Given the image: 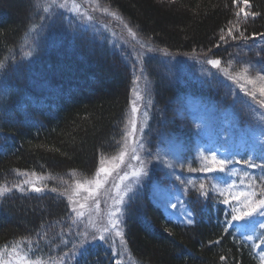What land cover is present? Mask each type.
Masks as SVG:
<instances>
[{
    "label": "trees",
    "instance_id": "1",
    "mask_svg": "<svg viewBox=\"0 0 264 264\" xmlns=\"http://www.w3.org/2000/svg\"><path fill=\"white\" fill-rule=\"evenodd\" d=\"M99 1L123 17L141 40L160 49L146 51L149 57L143 72L125 62L122 48H117L119 54L84 37L70 36L64 27L63 31L44 28L47 21L40 19L39 0H0V60L5 61L0 79L5 81V91H11L4 105L10 115L0 121V185L11 187L31 179L44 188L37 193L24 185L23 192L13 189L0 196V252L5 257L19 241L22 254L32 260L49 261L68 252L64 264H113L104 242L78 247L72 256L73 244L81 243L77 233L83 230L72 223L67 197L49 189L71 192L68 187L75 180L95 176L101 158L106 162L118 156L137 84L140 91L144 88L140 101L145 106L136 105L139 112L148 113L143 134L150 153L162 138L180 141L188 153L193 127L184 101L190 98L203 99L223 111L229 106L241 126L251 122L249 101L228 104L231 84L219 80L217 68L205 61L264 62V36L259 35L264 33V0H248L247 5L244 0ZM241 8L260 15L237 17ZM233 23L249 39L228 36ZM33 25L37 27L29 31ZM40 29H47L44 45L37 39ZM222 34L224 41L219 39ZM29 51L32 55L25 57ZM173 56H187L190 61L169 63L166 58ZM30 101L46 107L32 108ZM147 173V182L123 206L129 264H257L249 248L233 235L239 221L224 231L231 218L216 203V195L201 198L200 204H193L195 197L188 195L195 223L179 225L168 221L152 200L150 185L166 184L163 173L154 167ZM260 234L257 228L254 243H259Z\"/></svg>",
    "mask_w": 264,
    "mask_h": 264
},
{
    "label": "rangeland",
    "instance_id": "2",
    "mask_svg": "<svg viewBox=\"0 0 264 264\" xmlns=\"http://www.w3.org/2000/svg\"><path fill=\"white\" fill-rule=\"evenodd\" d=\"M77 2L83 3V0H77ZM39 3H43V0H39ZM84 7H88V5L85 4ZM53 12H63V16L53 15L50 19L46 18L45 21L47 22L44 25V28H59L61 31H63L62 27H64L67 31H69L68 33L70 36H78L81 38L84 37L92 42L99 44L100 46L103 45L116 52H118L117 48H122L125 52L121 55L124 57L127 64H129L131 67L134 66L135 68L140 66L142 69L143 67H145V61L149 57L147 52L144 50H140L138 45H136V49L134 50L133 45L135 44V41H131L130 37H128L127 35L126 30H123L122 25L119 23V21L115 20L111 16L101 12H93L92 15L95 17V19L93 21H88L86 19H81L78 15H75L74 13L67 10L54 9ZM46 15L47 14L45 13L42 14V16ZM105 25H107V28H105ZM42 30L44 29L39 30L37 39H39V42L44 45L46 42H48V36L44 35L46 34L45 32H47V29H45L44 31ZM113 33H115V35H113ZM36 45L38 46L39 43H36ZM137 50L142 52V62L137 61ZM166 59L169 63L174 64H180L190 61V58H188L187 56H173L169 58L167 57ZM166 59L164 57L162 59H158L157 61L158 63H160L164 62V60ZM229 61L231 60L222 62L221 68L216 70V72L219 74L218 79L226 80L227 84H231L233 88L231 90L232 95L228 97V104L232 103L234 105L246 99L249 101L252 109L250 114L251 122L242 126L250 127L241 128L242 126L240 125V121H238L240 119L239 116L235 115L229 109V106H226V110L223 111L217 109L213 104L207 103L203 99L196 98L191 100L190 98L184 101L193 127V135L186 144V146L188 145V153H186L185 146H183L180 141L162 138L161 141L156 143V150L150 153V151L147 149L148 140L144 138L145 136L143 132H137L135 137L129 138L130 148L136 146L134 143V141L136 140H139L140 143L146 146V148L143 147V149H137V154L140 156L141 160L144 161L146 171L148 172L151 167H154L157 170H161V172L163 173V177H165L166 179V184L161 185L152 183L150 185L152 200L155 205L163 211L168 221L177 223L179 225H188L186 223H183L182 221L185 219V212L190 210L187 205L188 197L182 195V189L184 185H182L180 181L176 179V177H180L181 180H194L196 182L204 181L206 186H210V184H219L223 186L235 181L237 190H241L244 186L240 185L239 175L232 174V170L235 169L237 173L246 171L249 172L252 176L256 177L259 190V177H261V175H264L259 169H250L243 164H230L226 168L225 172L215 171L205 173L200 171H188L189 165L197 169L202 166L203 161L201 159V153L208 155L210 152H215L217 157L220 159H230L232 157H235L236 160H241L252 158L257 164L264 162L261 159L257 158L261 155L262 149H264V120L261 119V113H264V108H261L259 104L252 102L251 99L245 96L244 93L240 90L238 84L234 83L231 80H228L223 75V69L227 67ZM239 64L233 62L230 71L235 73L243 65L248 63ZM250 64L254 66L253 74L256 69H259L262 66V63L260 62ZM161 75L163 77L167 76L165 75V73H161ZM241 83H243V81H241ZM247 87L251 88V85H247ZM147 88L148 85L146 83V89ZM5 89V81L0 79V121H5V119L10 115V111L7 107H4V105L11 91H5ZM135 89L139 91L140 95H144L143 86L141 91L138 84L136 85ZM51 99L54 100V98H50L48 100ZM30 100L33 101L32 99ZM31 101L29 104L32 108L42 110L46 107L45 105H41L37 102ZM136 103H140L143 107L145 106V104L141 103L140 100H136ZM142 116L143 113L141 111H138L135 118L137 121V128L139 129L143 127L144 130V125L146 123H144V118ZM131 118L132 113L128 116V121ZM1 140L2 137H0V141ZM1 145H3V142ZM0 153H3V148L1 146ZM131 157L132 152L129 150L128 154L124 157V162L120 165V168L117 169V172L123 174L124 171H131L132 168H137L140 166V161L132 159ZM112 163V158L108 159L106 160L104 167L111 168ZM169 164H171L172 167H168ZM129 165H131V167H129ZM181 165H183V167H181ZM94 177L95 176L90 178L89 181L94 179ZM147 178L148 173L147 176L140 177L139 183L132 184V192L129 193V196L132 197V199L135 197L134 195L136 188L146 183L148 180ZM115 179L116 172H113V175L109 177L108 183L105 184L104 188L100 190V195L98 198L100 200L99 207L102 214L107 211L108 207L112 203V196H114L115 193L112 190L111 186ZM132 179L133 178L130 177L129 180L126 181V183H131ZM81 181L83 182L85 180ZM69 186L70 187L68 188L71 190V187L73 188L74 186V182ZM191 191L192 190L190 189V192ZM213 194L217 197L216 193ZM85 196H88V193L81 191L79 197L75 198L81 199ZM177 197L179 198V200L183 201V203H177ZM222 199L223 197H217L216 203H220V205L223 206L226 214L231 218V206L225 205L220 202ZM127 200L128 199L126 198V201ZM81 202H83L82 199ZM88 203L91 204V200H89ZM165 203H167L169 206L165 207ZM172 203H177V207L175 209L170 206ZM73 215L75 214L73 213ZM253 217L254 219L251 220H248L251 217L246 218L245 220L248 221H246L245 224L239 223L243 221H236L240 225L238 223H235V226H233V235L238 242L243 243L247 249L249 248L250 252L254 256V259L257 261V264H260V251L261 249H264V245H261L260 249L256 248V252H254V241H248L244 239V237H246L247 235H253L255 230L257 228H260V224L264 223V217H261L259 215H255ZM76 226H78L79 230H84V225L82 223ZM261 232H264V229H261ZM79 241H81V237ZM95 242L100 241L97 240L92 242L90 240L84 245L88 246L89 244H93ZM103 244V247L105 246L109 251L113 264H115L116 260L120 257L113 255L110 243L104 242ZM115 250L117 252L122 251L119 245L118 238ZM5 256H3V253L0 252V261H13L14 264L13 256ZM123 264H129L126 253H124Z\"/></svg>",
    "mask_w": 264,
    "mask_h": 264
},
{
    "label": "snow or ice",
    "instance_id": "3",
    "mask_svg": "<svg viewBox=\"0 0 264 264\" xmlns=\"http://www.w3.org/2000/svg\"><path fill=\"white\" fill-rule=\"evenodd\" d=\"M169 2L174 3L175 0H169ZM244 3L247 5L248 0H244ZM85 4H87L88 7H84ZM37 7L43 13L47 14L46 16H41V20L46 18L50 19L53 15L63 16V12L54 13V9L67 10L75 15H78L81 19H86L88 21H93L95 19L92 15L93 12L104 13L119 21L123 30H126L131 41H135V44L133 45L134 50L136 49V45H138L140 50L160 51L159 48L153 49L147 40H141L138 33L129 27L123 17L115 11H110V9L106 6L102 7L99 0H83V3H78L77 0H43V3H39ZM241 13H243L246 19L248 17L254 18L260 15V13L254 11L248 12L241 8L239 12L236 13V16L239 17ZM36 27V25H33L29 31H34ZM105 28H107V25H105ZM234 31L239 32V35H233ZM113 35H115V33H113ZM227 35L233 40L249 39L248 36H245L244 33L240 31L238 23H233L231 27L228 28ZM253 35L255 36L256 34ZM259 35L264 36V33ZM219 39L224 41L225 35H220ZM261 51H264V49H261ZM24 55L25 57L31 56L32 52H25ZM142 59V52L137 50V61L142 62ZM205 62L213 68H221L222 61L218 58L206 59ZM232 63V61L228 62L227 67L223 69V75L228 80L238 84L240 90L245 96L249 97L252 102L257 103L261 108H264V62H261L262 66L259 69H256L254 74V66L250 63L243 65L238 71L233 73L230 71ZM4 68L5 61L0 60V69ZM141 72H143V69H141ZM136 79L139 80V77ZM241 81H243V83H241ZM247 85H251V88L247 87ZM133 91L136 99L133 101L131 108L132 118L129 120L128 130L125 132L123 137L124 146L118 156L112 157L113 163L111 168L104 167L105 160L104 158H101V166L96 170L94 179L90 181L85 180L83 182L75 180L74 187L71 192H69L68 189L60 191L56 187L49 189L51 192H59L60 195L67 197L69 203L72 205V212L75 214L72 223L76 225L82 223L84 225V230L77 233V235L81 237V243L80 245L73 244V248L70 250L72 255H75L78 247H83V245L88 243L90 240H98L100 242L110 243L113 255L120 257L116 260L115 264H123L124 253L127 252V242L125 240V233L122 227L123 206L126 204V198L132 199V197L129 196V193L132 192V184L139 183L141 176H147L144 161L141 160L140 156L137 154V149H143L144 145L140 143L139 140H136L134 141L136 146L130 148L129 138L135 137L137 132H143V127L139 129L137 128V121L135 118L136 113L139 110L136 105V100H140L142 97L137 89H134ZM143 115L146 122L148 113L144 112ZM261 119L264 120V113H261ZM129 150L132 152L131 158L140 161V166L132 168L131 171H124L123 174H120L117 172V169H119L120 165L124 162V157L128 154ZM257 158L264 161V149H262L261 155ZM201 159L203 163L199 169L193 168L189 165L188 171H200L205 173L215 171L225 172L226 168L230 164H243L250 169H259L261 173L264 174V162L257 164L252 158L241 160H236L235 157L230 159H220L217 157L215 152H210L208 155L201 153ZM129 167H131V165H129ZM168 167H172V165L169 164ZM181 167H183V165H181ZM17 172L19 173V170H17ZM113 172H116V179L113 181L111 187L115 194L112 196L111 205L108 207L107 211L102 214L99 207L100 200L98 197L100 195V190L108 183L109 177L113 175ZM19 174L24 176L28 175L27 173ZM232 174L239 175L240 185L244 186L241 190H237L235 181L223 186L219 184H210V186H206L204 181L196 182L194 180H181L180 177H176V179L184 185L182 195L188 196L191 194L195 197L192 201L193 204H200L201 198L207 200L210 193H216L217 197H223L220 202L231 206V219L226 221V226L224 228L225 232H227L232 226L233 221H241L255 215L264 217V175L259 177L260 184L258 190L257 178L252 176L249 172L241 171L240 173H237V171L233 169ZM31 175L36 176V173H32ZM130 177L133 178L132 182L126 183ZM24 185H28L29 189L33 192L39 193L44 191V188L37 187L31 179H24L22 182L13 184L11 187L0 185V196L11 192L13 189L23 192L26 190ZM44 187L46 188L47 185ZM190 189L194 191L190 192ZM81 191L88 193V196L81 198L83 202H81V199L75 198L79 197ZM89 200H91V204L88 203ZM177 203H183V201L179 200L177 197ZM177 203H172L170 206L175 209L177 207ZM164 206L168 207L169 205L165 203ZM184 215L185 219L182 221L183 223L188 225L195 223L192 211H186ZM148 227H150V225H148ZM259 227L260 229H264V223H261ZM165 231H168V229L165 228ZM59 235H62V233H59ZM117 238L119 239V245L122 249L120 252L115 250ZM244 239L248 241H255L257 238L253 235H247ZM61 242L67 243V241L63 240ZM31 243V240H28V244L31 245ZM216 243H219V241H216ZM261 245H264V232H261L259 236V243L253 244V246L258 249L261 248ZM22 253L23 249H21V242L19 241L16 242L11 249L7 250V254L14 257V264H64L65 258L70 254L66 252L60 257L50 258L49 261H43L40 258L35 260L29 259ZM128 258L129 260L131 259L130 254ZM220 259L224 260L225 257L221 256ZM0 264H13V261H0ZM260 264H264V249H261L260 251Z\"/></svg>",
    "mask_w": 264,
    "mask_h": 264
},
{
    "label": "bare ground",
    "instance_id": "4",
    "mask_svg": "<svg viewBox=\"0 0 264 264\" xmlns=\"http://www.w3.org/2000/svg\"><path fill=\"white\" fill-rule=\"evenodd\" d=\"M151 61V60H150ZM154 61V60H153Z\"/></svg>",
    "mask_w": 264,
    "mask_h": 264
}]
</instances>
